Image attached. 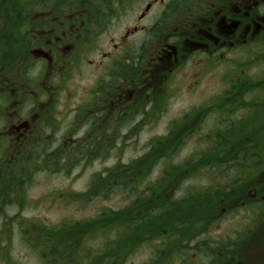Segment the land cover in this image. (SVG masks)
I'll use <instances>...</instances> for the list:
<instances>
[{
  "label": "flooded vegetation",
  "instance_id": "obj_1",
  "mask_svg": "<svg viewBox=\"0 0 264 264\" xmlns=\"http://www.w3.org/2000/svg\"><path fill=\"white\" fill-rule=\"evenodd\" d=\"M80 213L93 264H264V0H0V219L80 264Z\"/></svg>",
  "mask_w": 264,
  "mask_h": 264
},
{
  "label": "rangeland",
  "instance_id": "obj_2",
  "mask_svg": "<svg viewBox=\"0 0 264 264\" xmlns=\"http://www.w3.org/2000/svg\"><path fill=\"white\" fill-rule=\"evenodd\" d=\"M191 145H194V141L189 143L186 149H188ZM160 169L154 170L153 178L156 177L157 173L160 172ZM119 200H117L115 197H112V206L113 203H117ZM102 207V204L100 203H92L89 205V207L86 209V211H97L100 210ZM104 208H102L103 210ZM83 214V217L79 216L77 219V222L82 223L79 226L84 227L85 230H90L95 232L93 235H86L85 241L90 243L89 251L86 252H80L79 254V263L80 264H93L94 258L98 255V252L95 251L98 250L102 251L101 248H103L102 244H104L107 240V238H116V234H105L103 233L104 228L98 227L95 228L99 224H95L96 221H103V220H90V218H86L84 213H80V215ZM39 221V220H37ZM43 223H45L48 227H57L58 224L61 221H65L67 223L70 222V220H61L58 218H48L41 220ZM95 222V223H94ZM3 226L2 234L6 232V234L2 235L0 237V242L3 243H12L13 244V251H12V258L15 259V262L17 264H39L38 260L35 258H30L26 260V224L22 226L21 220L11 219V218H3L0 219V227ZM235 224L232 223L231 220L224 221L221 226L223 228V231L225 233H228L231 231V227ZM21 228H24V230H21ZM66 228H69V225L66 226ZM83 228V229H84ZM6 230V231H4ZM8 230V231H7ZM161 245V242H158ZM122 251L118 250V253H121ZM152 255V249L149 246V244H145L141 246L139 249L134 251L132 253V256L129 258L128 262H124L125 264H147L149 263V260ZM108 264V263H105Z\"/></svg>",
  "mask_w": 264,
  "mask_h": 264
}]
</instances>
